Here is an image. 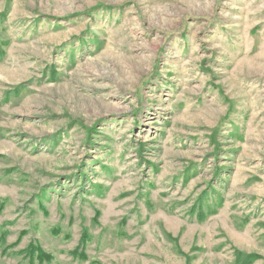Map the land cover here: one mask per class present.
<instances>
[{"label":"rangeland","instance_id":"rangeland-1","mask_svg":"<svg viewBox=\"0 0 264 264\" xmlns=\"http://www.w3.org/2000/svg\"><path fill=\"white\" fill-rule=\"evenodd\" d=\"M0 264H264V0H0Z\"/></svg>","mask_w":264,"mask_h":264},{"label":"trees","instance_id":"trees-1","mask_svg":"<svg viewBox=\"0 0 264 264\" xmlns=\"http://www.w3.org/2000/svg\"><path fill=\"white\" fill-rule=\"evenodd\" d=\"M35 250H36V249L30 247V248H28L27 251H28V252H31V253H34ZM37 257H38L39 260H41V261H42V260H47V259H48V257H47L46 255H44V254H38ZM79 257L84 258L82 255H79Z\"/></svg>","mask_w":264,"mask_h":264}]
</instances>
